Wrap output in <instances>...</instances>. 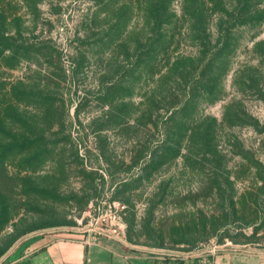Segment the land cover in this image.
<instances>
[{
	"label": "rangeland",
	"instance_id": "rangeland-1",
	"mask_svg": "<svg viewBox=\"0 0 264 264\" xmlns=\"http://www.w3.org/2000/svg\"><path fill=\"white\" fill-rule=\"evenodd\" d=\"M103 230L264 264V0H0V264Z\"/></svg>",
	"mask_w": 264,
	"mask_h": 264
},
{
	"label": "crops",
	"instance_id": "crops-1",
	"mask_svg": "<svg viewBox=\"0 0 264 264\" xmlns=\"http://www.w3.org/2000/svg\"><path fill=\"white\" fill-rule=\"evenodd\" d=\"M29 246L31 252L20 258L28 264H167L159 256L150 255L146 246L114 233H44Z\"/></svg>",
	"mask_w": 264,
	"mask_h": 264
},
{
	"label": "trees",
	"instance_id": "trees-1",
	"mask_svg": "<svg viewBox=\"0 0 264 264\" xmlns=\"http://www.w3.org/2000/svg\"><path fill=\"white\" fill-rule=\"evenodd\" d=\"M61 224H64V223L59 222V221L40 222L35 228L31 229L30 231L35 230V229H39V228H46V227H52V226H56V225H61ZM11 245L12 244L10 243L5 248L0 250V257L9 249V247ZM20 264H28V261H22ZM155 264H157V262Z\"/></svg>",
	"mask_w": 264,
	"mask_h": 264
},
{
	"label": "built area",
	"instance_id": "built-area-1",
	"mask_svg": "<svg viewBox=\"0 0 264 264\" xmlns=\"http://www.w3.org/2000/svg\"><path fill=\"white\" fill-rule=\"evenodd\" d=\"M101 232H103V233H108V234H113V233H110V232H108V231H101ZM120 234H114V236H117V237H121V236H123V235H121V236H119Z\"/></svg>",
	"mask_w": 264,
	"mask_h": 264
}]
</instances>
